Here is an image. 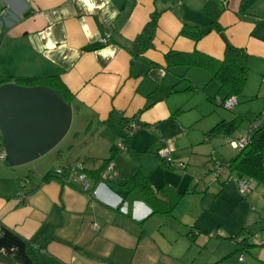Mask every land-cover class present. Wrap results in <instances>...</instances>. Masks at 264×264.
<instances>
[{
    "label": "crops",
    "instance_id": "1",
    "mask_svg": "<svg viewBox=\"0 0 264 264\" xmlns=\"http://www.w3.org/2000/svg\"><path fill=\"white\" fill-rule=\"evenodd\" d=\"M206 1L0 0V76L58 77L73 97L71 123L77 118L67 141L40 157L16 166L0 158V264H34L29 245L41 264H264V185L252 181L240 197L223 178L212 182L207 163L213 143L244 136L252 120L228 134L211 133L246 110H197L198 89L205 102L224 99L225 90L203 66L166 59L197 52L220 60L227 40L248 54L240 95L251 97L264 79V0L244 13L241 0H213L222 32L203 13ZM154 13L151 40L139 52L136 38ZM184 25L205 33L195 41L180 33ZM125 118L141 127L119 151ZM164 142L176 167L157 154ZM80 158L90 193L51 174ZM145 180L147 192L139 185Z\"/></svg>",
    "mask_w": 264,
    "mask_h": 264
},
{
    "label": "trees",
    "instance_id": "2",
    "mask_svg": "<svg viewBox=\"0 0 264 264\" xmlns=\"http://www.w3.org/2000/svg\"><path fill=\"white\" fill-rule=\"evenodd\" d=\"M255 1L256 0H241L239 12H246ZM220 12L221 10L215 6L213 0H207L205 2L203 13L210 17V25L217 32H222L223 30L217 22ZM157 14L158 13L153 14L151 21L144 27L141 35L136 38L135 49L137 51L142 52L145 47L149 45L153 29L156 26ZM180 33L183 35H189L193 40L197 41L205 32L198 29L196 26L184 25ZM177 56L178 58H175ZM172 58L177 59V64L185 63L188 65H199L208 69L211 78L215 79L219 83L220 88L225 90L224 98L230 95H236L237 97L240 96L247 81L249 73L247 62L248 54L244 49L233 46L227 40L225 41L224 56L220 60L201 55L197 52L166 54L167 61L171 62ZM6 83H15L23 86L42 85L58 91L68 104H71L73 99L68 88L56 76H48L44 78L0 76V85ZM261 113H264V111H261L258 114ZM240 120L241 119L237 117L230 121H220L212 127L210 132H224L228 134L238 127ZM106 162L104 170L111 162V158ZM228 162L231 171L235 175L251 179L258 185H264V121H262V123L251 133L249 143L243 149L238 151ZM139 185H141L145 192L148 191L149 186L147 180L143 183L139 182ZM180 196L181 195H176L175 200L168 205L165 213H171L173 206L176 204ZM234 238L236 237H232V239ZM28 253L32 257L34 264H41L37 248L29 245Z\"/></svg>",
    "mask_w": 264,
    "mask_h": 264
},
{
    "label": "water",
    "instance_id": "3",
    "mask_svg": "<svg viewBox=\"0 0 264 264\" xmlns=\"http://www.w3.org/2000/svg\"><path fill=\"white\" fill-rule=\"evenodd\" d=\"M72 107L53 88L0 85V134L5 160L12 166L45 154L67 133Z\"/></svg>",
    "mask_w": 264,
    "mask_h": 264
},
{
    "label": "built area",
    "instance_id": "4",
    "mask_svg": "<svg viewBox=\"0 0 264 264\" xmlns=\"http://www.w3.org/2000/svg\"><path fill=\"white\" fill-rule=\"evenodd\" d=\"M102 42H106V38H101ZM160 75L165 73V69H159ZM264 82V79H262ZM222 106L232 109L238 103V97L236 95H230L224 99H216ZM264 121V113L258 114L250 123L247 132L244 136L231 139L229 141L230 147L240 151L243 149L250 140L251 133ZM141 127V124L134 118H125L121 121V136L120 139L115 142V148L117 150H124L126 148L127 141L136 133ZM172 145L169 142H164L163 145L157 150L158 156L165 161V163L173 167V161L171 159ZM0 158L5 159L4 149L0 152ZM179 168H184L185 164L183 162L177 164ZM111 167V162L108 164L106 169L101 173L105 177ZM211 174H213L215 180L220 181L223 178V182L235 181L237 189L241 196H245L252 188V180L244 177H239L235 175L230 167L229 162L224 160H217L212 156V165L210 167ZM52 176L58 178L63 183H70L79 187L80 190L90 193V184L88 182L87 174L85 172L84 160L77 159L72 163H65L61 166L53 169ZM26 180L20 182V186H24ZM22 194V193H21ZM93 228H97L96 224H92ZM220 236L221 232L217 231L214 233H209V236ZM233 240L240 242L239 238H234ZM245 256L244 252H241L239 259L242 260Z\"/></svg>",
    "mask_w": 264,
    "mask_h": 264
},
{
    "label": "rangeland",
    "instance_id": "5",
    "mask_svg": "<svg viewBox=\"0 0 264 264\" xmlns=\"http://www.w3.org/2000/svg\"><path fill=\"white\" fill-rule=\"evenodd\" d=\"M191 74H192L191 72L187 73V75H191ZM209 77H210V75L207 74V78H209ZM213 80L215 81V79H213ZM199 81L201 82L200 79H199ZM260 85H261V87H259ZM257 88H259V89H257ZM257 88L254 87V89H252L251 97H248V98L244 99L243 98L244 96L240 95L239 96V103H237L235 105V108L238 107V105H240L241 107L244 108V110H246V112L244 113L245 117L241 118V120H240V124H241L240 127H243V126L247 125L249 120H253V118H255L258 113H260L261 111H264V82H262V79H261L260 84L257 83ZM193 95H194V100H196L198 105H199L197 110H199V109L204 110L203 105H210V107L212 105V107H215L217 109V111H220V113H225V114H227L229 116H233L232 114L235 115V113L233 111L234 108L233 109L226 108V107L222 106L221 104H219L217 102L216 99L220 98L219 96H216L215 97L216 99H214L211 102H205V100L203 101V99H204L203 93H202V91H199V89H198V91L194 92ZM76 121H77V118L74 117L73 120H72V123H71L72 128H74V126L76 125ZM67 139L68 138H65V139L63 138V140H62L63 142H61V145H63L67 141ZM235 139H237V138H235ZM229 141L220 140L218 143L216 142L215 144L214 143L212 144L211 150L209 149V152L211 151V155H210L209 162H207L208 163V167H211V165H212V156H216L217 160L218 159L222 160L221 158H223V157H224V159L225 158H229L230 156H233L236 152H238L236 149H233L232 147H230ZM206 148H208V147H206ZM172 150H173V147H172ZM171 159H172V157H171ZM179 163H181V162H179ZM183 163L186 166V162H183ZM174 165L176 167V164H174ZM203 176H205V175L203 174L202 176H197L196 177L197 179L196 178L193 179L194 182H197L199 179L202 180V178H204ZM212 177H213V179H212L213 181L212 182H216L217 183V180H215L213 174H212ZM228 183L231 184V185H234L236 187L235 189L237 190V193L240 194L238 189H237L235 181H231L230 180ZM240 197H242V196H240ZM244 200H242V201H244ZM238 204L241 205V203H238ZM240 208L242 209V205L240 206ZM247 209H248V205H247Z\"/></svg>",
    "mask_w": 264,
    "mask_h": 264
},
{
    "label": "clouds",
    "instance_id": "6",
    "mask_svg": "<svg viewBox=\"0 0 264 264\" xmlns=\"http://www.w3.org/2000/svg\"><path fill=\"white\" fill-rule=\"evenodd\" d=\"M84 3L89 4V0H84ZM92 7H95V5H90L89 10H91ZM100 7H103V5H101Z\"/></svg>",
    "mask_w": 264,
    "mask_h": 264
}]
</instances>
